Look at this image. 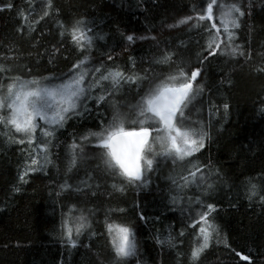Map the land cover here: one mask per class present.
I'll return each mask as SVG.
<instances>
[{
	"label": "trees",
	"instance_id": "trees-1",
	"mask_svg": "<svg viewBox=\"0 0 264 264\" xmlns=\"http://www.w3.org/2000/svg\"><path fill=\"white\" fill-rule=\"evenodd\" d=\"M201 2L51 0L49 16L40 19L48 0H0V66L5 69L0 84L5 89L16 76L41 84H59L70 77V69L82 53L66 30L78 20L95 37L88 53L89 67L103 64V71L117 69L126 78H142L122 82L100 105L87 100L89 110L81 106L80 115L70 114L52 137L45 138L37 130L38 141L51 142L41 154L51 163L45 161L43 170L30 171L26 183L20 174L36 155V141L32 146L27 141L17 143L20 134L0 124V264H249L235 251L249 256L250 264H264V202L259 195L249 200L246 192L251 179L264 194V71H260L264 68V0H232L244 12L233 41L244 54L209 58L203 65L197 55L207 36L203 27H169L195 15L193 5ZM7 4L13 7H4ZM60 24L65 26L63 36ZM122 33L148 38L129 43ZM165 52L173 53L172 61L156 63ZM177 66L188 72L193 67L202 69L199 83L203 92L194 97L186 113L188 123L196 122L209 134L205 147L193 158L208 166L203 187L208 183L213 187L207 194L196 185L178 190L170 177L178 176L186 165L180 161L174 165L163 157L156 158L146 182L134 187L109 172L101 162L100 150L87 142H83V151L75 150L77 164L69 170L71 144H81L84 134L99 131L114 108L133 112L140 97ZM105 88H111L110 81ZM92 91L100 94L99 88ZM65 184L68 187L62 188ZM197 196L215 205L212 215L220 242L213 237L209 247L192 261L194 233L187 220L199 208ZM69 208L74 211L66 217ZM81 214L88 218L89 227L79 236L73 229L75 247H70L62 235V222L68 218L71 226V217ZM106 217L132 229L135 255L117 260L105 231Z\"/></svg>",
	"mask_w": 264,
	"mask_h": 264
},
{
	"label": "snow or ice",
	"instance_id": "snow-or-ice-1",
	"mask_svg": "<svg viewBox=\"0 0 264 264\" xmlns=\"http://www.w3.org/2000/svg\"><path fill=\"white\" fill-rule=\"evenodd\" d=\"M4 7L11 8L13 5L7 4ZM52 8L51 0L44 5V10L40 19L49 16ZM0 10H3L0 8ZM192 11L195 15H188L181 18L175 25L190 24L193 28L203 27L207 33L205 45L201 53H198L199 63L203 65L209 58L217 56H230L235 58L243 55L241 46L234 44V29L240 27V18L244 15L242 7L232 0H202L199 6L193 5ZM27 18V17H25ZM215 21H219L217 24ZM33 23L38 21L33 20ZM61 36L64 35L65 26L60 24ZM71 38V42L81 52V57L72 65L70 77L59 84H41L40 81L24 80L19 76L10 78L6 89L0 84V124L5 127L10 126L15 133L20 134L16 138L17 143H25L32 146L36 141L33 151L35 156H31L30 163L26 162L25 169L20 174V180L24 183L25 176L30 171H41L45 166L46 156L41 155L47 152L51 143L45 139L43 143L37 140L35 133L37 130L43 137L54 136L55 128L62 127L66 120L72 115H80V107L87 109L86 102L94 99L97 105L105 101L107 95H111L113 90H118L121 83H135L138 78L135 76L125 77V74L117 69L103 71L104 65L89 67L88 53L93 48L95 37L89 35L90 29L86 30L84 21H76L70 29L66 30ZM124 39L133 43L136 39H147L146 36H135L134 34L124 35ZM172 52H165L156 63L167 64L172 61ZM111 59V56L108 57ZM5 69L0 66V73ZM264 71V68L260 69ZM202 69L193 67L190 72L183 67L177 66L173 73H169L164 79L145 92L140 100L133 106V112L121 113L115 109L111 118L105 124L101 122L99 131H89L81 137V144L73 143L69 147L72 149L68 162L69 170L75 167L78 160L80 148L83 151V142L91 144L95 149L100 150L101 162L109 172L119 175L134 187L137 182H146V173L153 171V165L157 162V157L171 159L175 165L177 161L184 162L185 167L178 176H171L172 184L178 190L189 189L196 185L201 192L207 194V189L213 185H203L207 181L204 165L196 157L205 147L209 134L203 127H197L196 122L188 123L186 109L194 97L203 92V86L199 83ZM92 79L88 80L87 77ZM111 82V88H105V82ZM99 88L100 94L95 95L93 89ZM228 109V104L223 105ZM264 111V107L261 108ZM47 126V127H46ZM38 150V151H37ZM82 183H86L83 182ZM68 187L67 184L61 185ZM117 191L122 188L112 186ZM79 191L80 189H76ZM13 191H19L14 188ZM247 197L251 200L259 195L261 202H264V194L258 191V185L251 179L247 182ZM59 195V193H57ZM192 199L191 197L189 198ZM176 202V197L172 198ZM195 203L199 208L195 210V215L189 214L187 224L193 229L194 244L191 249V260L196 261L200 254L209 247V242L213 237L219 241V227L215 223L213 213L216 211L213 203H205L199 196L195 197ZM74 208H69L66 217H70ZM111 211L123 212L124 209H112ZM140 219L145 217L140 215ZM62 235L67 239L70 247H75V240L72 237L73 229L77 236L89 227L88 218L80 216L66 218L62 222ZM105 231L108 241L117 260L135 255L136 243L132 229L124 224L110 222L105 218ZM181 235L184 232L181 231ZM160 243V241H158ZM225 247H228L226 240ZM235 255L240 260L251 258L235 251Z\"/></svg>",
	"mask_w": 264,
	"mask_h": 264
},
{
	"label": "rangeland",
	"instance_id": "rangeland-1",
	"mask_svg": "<svg viewBox=\"0 0 264 264\" xmlns=\"http://www.w3.org/2000/svg\"><path fill=\"white\" fill-rule=\"evenodd\" d=\"M87 79H88V80H90V78H89V77H87Z\"/></svg>",
	"mask_w": 264,
	"mask_h": 264
}]
</instances>
